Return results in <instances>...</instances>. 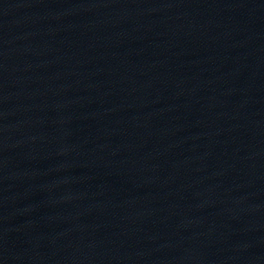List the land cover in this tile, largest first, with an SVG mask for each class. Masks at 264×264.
Segmentation results:
<instances>
[{
	"label": "water",
	"instance_id": "water-1",
	"mask_svg": "<svg viewBox=\"0 0 264 264\" xmlns=\"http://www.w3.org/2000/svg\"><path fill=\"white\" fill-rule=\"evenodd\" d=\"M0 264H264V0H0Z\"/></svg>",
	"mask_w": 264,
	"mask_h": 264
}]
</instances>
